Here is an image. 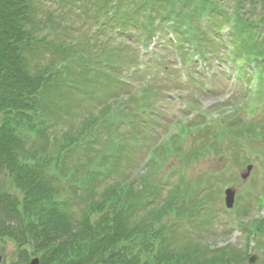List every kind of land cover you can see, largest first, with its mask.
Here are the masks:
<instances>
[{"label":"trees","instance_id":"1","mask_svg":"<svg viewBox=\"0 0 264 264\" xmlns=\"http://www.w3.org/2000/svg\"><path fill=\"white\" fill-rule=\"evenodd\" d=\"M146 2L152 4L147 12L143 10L145 7L133 8L132 2L128 8H123V4L112 6L109 0H62L63 7L56 12L59 17L53 14V33L58 27L60 30L61 18H65L66 11L72 7H77L83 19L87 17V25L94 16L108 15L107 9L115 7L112 8L113 24L126 25L127 29L142 25L140 16L149 19L158 10L165 11L166 24L174 22L178 33L184 22L196 20L206 10L213 12L215 18L218 15L227 18V14L217 9L214 0ZM40 3L41 0H0V242L16 246L18 264L33 255H40L41 264H241V255L245 256L247 249L246 253L231 246L224 250L212 249L203 238H186L183 231L169 228L171 223H177L183 215L190 210L195 212L201 205L202 198L190 192L196 185L185 188L181 179L171 195L157 198L163 180L155 182L154 173L165 165L169 155L185 148L184 140L189 137L186 127L179 138L171 137L170 141L152 148V158L143 164L152 173L146 175L145 172L141 176L140 187L107 182L123 160L134 161L133 152L142 149L136 134L138 125L130 124L126 130L120 127L137 114V109L151 108L158 86L148 84L146 90L133 95L129 85L117 81L118 77L132 79L119 71L124 67L130 71L136 62L127 57L128 60H123L124 54L130 56L125 46L116 50L112 49L111 41L103 42L107 30L96 38L81 33V43L75 45L72 40L61 47L42 43L45 39L34 35L35 28L45 29L40 23ZM258 6V17L235 16L231 39L238 57L253 58L255 65L261 68L258 72L244 69L240 75L247 83L255 79L259 84V100L263 102L264 36L258 40L256 33L264 32V0H260ZM132 8L133 11H129ZM62 29L67 33L65 26ZM140 29L146 40L156 33L155 28L147 29V25ZM54 35L58 41V34ZM48 54L53 55V61L59 60L53 67L42 62L41 57ZM130 74L141 79L139 71ZM68 76L74 77L72 83L77 89L83 86L90 93L94 92L89 87L99 82H103L105 92L109 84H116L115 95H110L111 102L104 101L98 114L79 127L78 132L72 126L69 132L63 133L52 125L50 133L44 135L40 126L36 129L33 125L39 100L45 99L39 92L53 80L54 94L63 93L65 84L62 83ZM88 78L90 81H86ZM55 97L53 113L61 108L56 107ZM123 97L125 99H120ZM128 106L129 114H126ZM235 106L233 114L227 117L229 123L220 127L217 136L231 135L233 131L245 135L246 145L240 148L261 153H257V161L264 163V122L238 119L246 107ZM57 119L54 121L58 126L63 118ZM196 122L198 126L203 123ZM118 133L120 139L116 136ZM122 135L128 142L122 140ZM106 136H109L106 142L118 140L114 145L117 153L106 150L108 144L103 142ZM194 140H198V136ZM77 142L84 143L67 156L68 148ZM98 143L104 146L98 149ZM206 145L209 143L188 152L186 159L203 156ZM82 154L87 155L86 160L80 159ZM78 183L86 184L82 186V193L74 187ZM210 187L213 188V183ZM211 188L207 196L212 195ZM243 212L248 213L249 209ZM245 233L248 240L262 236L264 217L249 222Z\"/></svg>","mask_w":264,"mask_h":264},{"label":"rangeland","instance_id":"2","mask_svg":"<svg viewBox=\"0 0 264 264\" xmlns=\"http://www.w3.org/2000/svg\"><path fill=\"white\" fill-rule=\"evenodd\" d=\"M233 2H229V6H232ZM41 16H40V23L44 25H47V33L44 29L35 28L34 29V35L37 37L46 36V39H48L50 44L57 45V43H63L64 45H67V43L70 41L72 37H76L81 35L84 28H81L79 26V16L77 14H72L71 17L66 18L63 20V23H61V28L56 31V34H58V41L57 38L53 39V29H54V23H53V14L57 12L56 6L53 4V0H41ZM49 17L52 18L51 21H49ZM63 26H65L67 33H65L63 30ZM57 27V26H56ZM52 29V34H50ZM213 46H216V43L213 42ZM129 53L130 56L127 54H124L123 60L126 59V57L129 59V61H133L131 59V53L133 50L129 47ZM102 50V49H101ZM131 51V52H130ZM222 53V52H219ZM156 54L158 55V60H163L164 64H170V72L171 70H176L180 66L178 64V59L175 53L171 50L165 52L163 49H159L156 51ZM174 55V56H173ZM43 64L46 66H52L53 64L56 65L59 61H53V55L48 54L46 56L41 57ZM126 59V60H128ZM214 65L217 64V61L215 60ZM43 66V65H42ZM213 67V66H212ZM195 68V67H194ZM226 68L225 63H220L218 69L211 70L206 67L199 66L198 68H195L196 71L201 72L202 82L200 84H194L192 83L189 91L190 93H187V103L194 104L198 108L199 105H201L203 108L209 112H213L215 116L219 117V114H224L225 116H229V114H232V112L235 110L236 106L231 103V99H228L231 92L234 90V83L229 82L228 84V77L222 78L220 74H223L224 69ZM213 69V68H212ZM134 71V69H130V71L127 69V67H124L123 69H120V73L124 76L128 77H135V75H131L130 72ZM177 71V70H176ZM173 73L174 77L172 78V74H165L163 76V73H160L159 77L161 78H155L154 81L156 85L158 86V89L160 93L154 95V99L151 100V108L150 111H144L145 112V119H148L153 122L154 127H145L144 125H141L138 127V133L142 144L141 146L143 149H141L138 152H133L136 155V159L133 161L123 160L120 165H118L117 169L111 177L108 178V183L112 184H118V183H124L127 186L132 187H140L141 185V176L146 172L148 174L152 173V170L145 165H143L146 161L145 156V149L151 148L150 146L154 145H161L164 144V142H161V137H159V132L157 130H161L162 132L166 133L167 128L173 123V121L176 120L177 117H175V112L177 111L174 107L171 106L170 103L164 102L163 98L165 95V91L167 90H176V93H180L183 90H186L177 82V73ZM169 73V72H168ZM216 74V75H215ZM215 75V77H214ZM119 76V74H118ZM143 77H146L143 75ZM142 78V77H141ZM144 79V78H143ZM150 84V83H149ZM134 85V84H133ZM200 85V86H199ZM91 90H93L94 93H90V91L84 89H78V90L71 89L69 93H59L57 97H55L54 91H45L44 94L46 97L51 98V96L56 98L55 103L58 104L57 106H60V111L56 112L55 115H53V112L51 111L50 117L51 120H53V117L57 114H61L64 118L63 121L60 123V125H56V130L64 132L69 127H79L82 122L86 119H89L93 112L97 113V107H100L102 102H111V98H109L110 95H115L116 91V84H109V89L104 91V84L103 82H99L98 85H93L89 87ZM53 90V87H52ZM115 90V91H114ZM180 91V92H178ZM54 92V93H53ZM90 93V94H89ZM110 93V94H109ZM241 93V92H240ZM54 96H53V95ZM242 94V93H241ZM157 95V96H156ZM243 95V94H242ZM177 95L174 96L176 99ZM53 100V99H51ZM162 100V101H161ZM167 101V100H166ZM53 102V101H52ZM49 104V103H48ZM185 105L180 104V107H184ZM48 107V105H46ZM49 107H52L51 105ZM162 107V108H161ZM134 108V107H132ZM58 109V108H57ZM191 108L187 110V113L189 114ZM200 110V109H199ZM129 106L126 108V114H129ZM49 113V110L47 111ZM156 112L158 113L156 115ZM260 112V111H259ZM264 117L262 114V111L259 114H256V119L260 120V116ZM135 118L136 124H144L143 119L136 117ZM244 117V116H243ZM243 117L239 115V118ZM204 118V116H201L200 119ZM130 127V124L128 122H125L121 125L122 130H126ZM60 133V132H59ZM120 134L118 133L116 136L120 139ZM195 135L198 136V140H194ZM195 135H192L191 138L188 139L187 146L183 150L181 149L179 152L169 155L168 159L165 161V165L163 167H155L158 168L155 175L154 181H161L162 175L165 171L173 169V175L176 174L177 171H179V167L181 165H184L187 167L186 172L189 176V182L184 184V187L189 185H196L195 187L199 186L203 182H209V185L213 183V189L216 190L214 198L210 200V203H212L211 207L205 208V214H200L201 216L195 217L193 219V225H191L193 228H195V231H199L203 240L207 244V241L213 242L215 245L218 244V246H225L230 243L233 246L237 247L238 249L244 250L246 247L251 248V252H249V255H254L255 260L253 264H261V261H264V237L255 241H251L248 245L246 237L240 229L235 228V222L233 221L235 217L234 212H239L240 217H244L247 219L248 223L251 220L254 219H261L263 216V212L261 209H258L257 206V195L259 192L262 191L264 186V180L263 177H261V172L258 169V166L254 167L256 170H253V172L250 174V176L243 180L240 175L242 173H246L245 166H238L239 161L235 159V155L233 156V160L228 159L226 162H224V157H220V154L216 155H209V153H203V156L201 157H195L191 160L186 159V155L191 150H195L196 148L201 149L203 147V143L205 141L204 138V131L201 129L195 133ZM122 140L127 141V139L122 135ZM109 136H106L103 140V142H106V138ZM117 139H115L112 142L107 141L106 144L108 146H105L106 150L114 151L117 153L114 145H117ZM206 142V141H205ZM232 142V141H231ZM262 142H260L261 144ZM264 144V143H262ZM104 146L101 143H98L96 145V148H101ZM162 147V146H161ZM158 148V147H157ZM53 150V148H52ZM51 152V151H50ZM239 155V154H236ZM118 157H121V154H118ZM242 158V155H240ZM80 159L86 160L87 155L82 154ZM186 160L188 162H186ZM154 168V169H155ZM218 169H223V171L220 173L219 176H212L211 174L216 172ZM146 170V171H145ZM171 176V177H172ZM175 177V176H174ZM217 180V182L215 181ZM87 180H84L86 182ZM155 181V182H156ZM192 183V184H189ZM228 183V184H227ZM224 184V185H223ZM80 186V192H83V188L81 183H78ZM224 186L226 188L227 186L233 187L234 191V207L233 209L229 210L226 208L224 204V195L219 198L218 192L219 189ZM211 188V187H210ZM223 188V189H224ZM212 189V188H211ZM208 195V193H207ZM96 197V196H95ZM94 197V198H95ZM98 198V197H97ZM245 208L249 209L248 213L243 212ZM216 214V217L214 214ZM208 216H205V215ZM212 214V215H211ZM237 217V215H236ZM199 222V223H198ZM200 222L207 224L206 226H199ZM169 228L172 229L171 225H169ZM170 231V230H168ZM192 239H195V237H192ZM260 242H259V241ZM2 244L3 249V256L4 260L2 264H11L12 262L17 263V250L16 246L11 242H4ZM40 256V255H36ZM251 257V256H250ZM249 257V258H250ZM246 256L241 255V264L247 263ZM27 261H25L23 264H25Z\"/></svg>","mask_w":264,"mask_h":264},{"label":"water","instance_id":"3","mask_svg":"<svg viewBox=\"0 0 264 264\" xmlns=\"http://www.w3.org/2000/svg\"><path fill=\"white\" fill-rule=\"evenodd\" d=\"M227 201H228V204H229L230 206L233 205V202H234V192H233V191H229V192H228ZM1 261H2V256H1V252H0V263H1ZM39 263H40V262H39V258H35V259H33V260L31 261L30 264H39Z\"/></svg>","mask_w":264,"mask_h":264}]
</instances>
